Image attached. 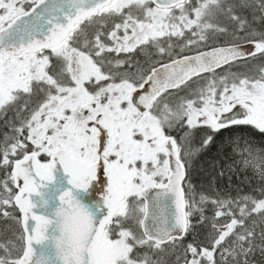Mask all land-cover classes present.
<instances>
[{"label":"snow or ice","instance_id":"snow-or-ice-1","mask_svg":"<svg viewBox=\"0 0 264 264\" xmlns=\"http://www.w3.org/2000/svg\"><path fill=\"white\" fill-rule=\"evenodd\" d=\"M0 264H264V0H0Z\"/></svg>","mask_w":264,"mask_h":264},{"label":"trees","instance_id":"trees-1","mask_svg":"<svg viewBox=\"0 0 264 264\" xmlns=\"http://www.w3.org/2000/svg\"><path fill=\"white\" fill-rule=\"evenodd\" d=\"M239 134V133H237ZM227 137L228 134L225 133L223 137H220L216 140V144L211 148V150L209 151V153L207 155H205L204 160L201 162V164H206L207 162H209L213 157L217 156L218 154H220L222 152V150H225L227 148ZM221 158H223L221 156ZM194 182L197 184H207V175L204 172H198L196 174H194ZM235 180V178H234ZM219 186L223 189V188H227L228 187V181L227 178H224L223 180L219 181Z\"/></svg>","mask_w":264,"mask_h":264}]
</instances>
